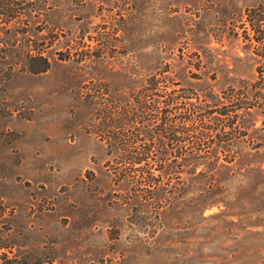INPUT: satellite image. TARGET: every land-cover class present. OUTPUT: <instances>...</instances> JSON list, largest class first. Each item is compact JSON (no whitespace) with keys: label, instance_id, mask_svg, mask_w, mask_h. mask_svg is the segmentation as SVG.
Instances as JSON below:
<instances>
[{"label":"rangeland","instance_id":"1","mask_svg":"<svg viewBox=\"0 0 264 264\" xmlns=\"http://www.w3.org/2000/svg\"><path fill=\"white\" fill-rule=\"evenodd\" d=\"M24 1L30 14L0 15L18 38L0 58V264H264V0ZM225 106L221 122L180 119ZM125 113L151 166L234 155L224 184L187 190L225 203L138 205L140 171L108 144Z\"/></svg>","mask_w":264,"mask_h":264},{"label":"trees","instance_id":"2","mask_svg":"<svg viewBox=\"0 0 264 264\" xmlns=\"http://www.w3.org/2000/svg\"><path fill=\"white\" fill-rule=\"evenodd\" d=\"M35 3L28 2L25 3L24 0H0V15L4 19V21L9 22L15 17L17 18L20 14H30L31 11L35 10ZM24 33V32H23ZM18 40L17 34L13 37L12 42H10V38L0 37V53H2V56L0 57L5 58V46L15 45V42ZM30 51V50H29ZM26 56H28L30 59H36L39 57L38 54H31L30 52H27ZM46 69V67H43V71ZM151 88L155 89L157 86V80H152L150 84ZM219 103V99L217 100ZM169 104V102H168ZM142 105H144L142 103ZM141 105V106H142ZM144 107V106H143ZM201 112H198V111ZM167 112V111H165ZM214 112H217L220 115L229 116V107L225 106L224 108H220L219 110H211L208 108H196V109H190L188 108V113L185 116L180 117L183 124L192 123L193 121L199 119L202 120L205 117H210V115ZM133 116H135L133 113L131 115L124 114L122 117V122L120 123V127L124 129V131L121 133L122 137H117L116 140L112 142H108L111 151L114 152V156L120 160V162H123L128 165V171H140L138 176L134 178V183H136L139 186V192L138 194L133 198V200L138 205H147L148 202L154 201L159 204H162L165 202L167 205L170 206H177L181 203L191 200H196V204L203 205V208H210L214 204L217 203H225L222 197L220 196H201L196 197L195 199L193 197H189L187 195V190L194 186L199 190H206L208 192L214 191V188L220 185L221 183L224 184V182L233 176L234 172V164L238 162L236 160V157L234 155L228 156L223 155L219 156L217 153L215 154H193V155H174L173 160H168L167 158H158L156 161H159L155 164H152L151 166V157L149 156L148 152L142 150L137 143V140L132 138V136L125 135L126 125H130L133 122ZM155 118V117H153ZM171 118V117H170ZM211 121H220L219 118L216 116L210 117ZM167 118H164V122L166 123ZM217 125V124H216ZM228 124H222L221 126H225ZM230 126V125H229ZM171 131V137L170 142H173L174 140H179V138H176L173 134L177 132L173 127L169 126ZM211 129H217V127L210 126ZM184 130V132H183ZM128 132V131H127ZM186 136L190 132L188 128H183L181 131ZM185 138V137H184ZM184 138L180 139L183 140ZM172 143H170V146ZM207 145V144H206ZM233 145V142L230 140V138L226 139H220L217 141H213L210 143V145H207L206 147H213L216 146L217 148H222L224 150L230 149V147ZM203 146V143L199 141V143L196 144L197 149H200ZM146 148L145 150H147ZM154 167L155 169L160 170L163 172L167 177L165 180L158 179L156 176H150L148 174V170ZM188 169L187 173L190 175L188 180H184L181 178L180 175H177V177L174 179L172 175H176L180 172H182L184 169ZM200 168L198 171L197 169ZM115 172V171H114ZM240 173L241 171H237ZM116 173V172H115ZM122 179V178H120ZM124 179V178H123ZM133 183V182H132ZM144 188L149 192L150 194L144 195ZM195 188V189H196ZM216 190V189H215ZM167 191V192H166ZM216 195V194H214ZM0 242V248L5 247ZM4 260V262H14L13 259L8 258V256L3 253L1 254ZM18 264V263H17Z\"/></svg>","mask_w":264,"mask_h":264}]
</instances>
